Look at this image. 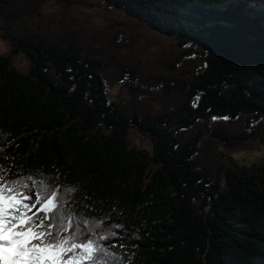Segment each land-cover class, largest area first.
I'll list each match as a JSON object with an SVG mask.
<instances>
[{
	"label": "trees",
	"instance_id": "16d2710c",
	"mask_svg": "<svg viewBox=\"0 0 264 264\" xmlns=\"http://www.w3.org/2000/svg\"><path fill=\"white\" fill-rule=\"evenodd\" d=\"M46 1L0 0V39L12 50L0 53L7 179L43 173L62 191L75 186L67 208L90 221L81 228L108 264H264V161L213 174L201 158L209 136L232 150L264 140V0H102L177 41L184 50L160 61L171 71L202 55L190 76H148L115 45L99 58L79 27L32 30ZM114 65L130 115L109 98ZM243 116L240 133L216 123Z\"/></svg>",
	"mask_w": 264,
	"mask_h": 264
},
{
	"label": "rangeland",
	"instance_id": "374dc122",
	"mask_svg": "<svg viewBox=\"0 0 264 264\" xmlns=\"http://www.w3.org/2000/svg\"><path fill=\"white\" fill-rule=\"evenodd\" d=\"M28 23L32 30L53 36L62 35L70 28H82L96 56L103 59L102 54H107L108 48L115 45L112 51L118 57L139 63L148 76L160 73L176 75L185 73L190 76L204 64V57L196 55L184 62L176 71H171L160 61L171 59L184 50L177 41L173 37L141 25L122 9L110 7L102 0H47L41 13L30 19ZM116 37H118L117 41L114 39ZM114 41L116 42L113 44ZM0 53H12L6 41L2 39H0ZM13 60L20 68L29 67L28 61L21 54L13 55ZM115 72V65L105 71L110 80L108 82L110 101L121 102L125 114L130 115L131 96L113 77ZM161 101L162 98L161 100L157 98L154 106L161 109L163 107ZM216 123L237 133L246 129L244 116L236 121L219 119ZM255 125L252 122L251 129ZM130 139L140 146L152 149L149 137L135 128H131ZM205 144L207 147L201 158L213 174L222 172L224 167L232 165L233 162L250 166L264 161V140L257 141L253 148L241 147L235 150L225 148L221 142L214 141L210 136L205 140Z\"/></svg>",
	"mask_w": 264,
	"mask_h": 264
},
{
	"label": "snow or ice",
	"instance_id": "6c2138e0",
	"mask_svg": "<svg viewBox=\"0 0 264 264\" xmlns=\"http://www.w3.org/2000/svg\"><path fill=\"white\" fill-rule=\"evenodd\" d=\"M6 174L0 166V264H108L93 229L81 228L90 221L67 208L75 186L62 191L43 173Z\"/></svg>",
	"mask_w": 264,
	"mask_h": 264
}]
</instances>
